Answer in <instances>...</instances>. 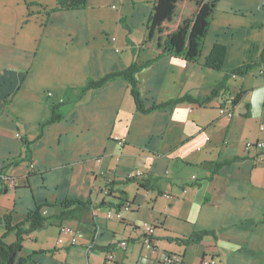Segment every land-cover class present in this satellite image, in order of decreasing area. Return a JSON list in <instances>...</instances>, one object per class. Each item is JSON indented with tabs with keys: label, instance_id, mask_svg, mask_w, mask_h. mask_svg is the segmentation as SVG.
Returning <instances> with one entry per match:
<instances>
[{
	"label": "crops",
	"instance_id": "obj_1",
	"mask_svg": "<svg viewBox=\"0 0 264 264\" xmlns=\"http://www.w3.org/2000/svg\"><path fill=\"white\" fill-rule=\"evenodd\" d=\"M151 2L86 0L63 11L55 0H0V175L16 180L4 189L0 179V237L5 215L12 228L27 227L26 214L39 206L52 217L23 236L26 264H159L166 254L180 264L206 255L264 264V151L244 147L264 143V0H218L201 57L188 64L154 46L139 49ZM215 48L224 49L218 70L203 66ZM134 62H149L135 78L142 111L116 78L59 108V120L41 129L68 89ZM229 94H241L231 119L218 113ZM134 170L145 174V188L127 180ZM72 200L90 208L58 219L64 209L55 205ZM117 204L129 210L108 219ZM141 222L156 228L152 246L141 242ZM62 227L72 228L76 245L58 243ZM204 231L200 241L180 243ZM3 240L12 244L14 233Z\"/></svg>",
	"mask_w": 264,
	"mask_h": 264
},
{
	"label": "trees",
	"instance_id": "obj_2",
	"mask_svg": "<svg viewBox=\"0 0 264 264\" xmlns=\"http://www.w3.org/2000/svg\"><path fill=\"white\" fill-rule=\"evenodd\" d=\"M57 3L58 10L71 11L76 9H81L85 7L86 0H55ZM218 0H153L151 2V15L148 17L146 24V31L143 35L142 43L139 47L146 48L154 46L157 49H161L162 53L169 55L172 58H179L185 61V63H197L201 57V49H203L204 38L208 33L210 26V19H212L215 4ZM223 48H215L211 51L210 55L206 58L204 67L213 68L215 70L220 69L222 61L224 58ZM262 63L264 62V51H262ZM138 65L137 62L132 63L126 69L117 71L111 74H106L97 81L89 80L85 87L81 89L70 88L65 92V96L62 102L50 107V118L48 121L41 124V129L53 122L59 120L60 116L58 114L59 108L64 105L77 103L83 97V95L90 89L94 90L106 82H110L116 78H122L128 83L131 95L135 100L137 108L142 111L143 104L140 99V93L137 87L136 73L139 72L144 66ZM255 66H241L233 71H229L230 76H240L247 73ZM223 84L214 88L212 96L203 100L199 105L206 103L210 98L217 96L219 90L223 89ZM241 94L235 97L232 106L240 98ZM187 100L192 101L189 97ZM42 132V131H40ZM30 143L23 140V146L26 150L25 157L23 160H30L31 149ZM216 165V164H215ZM218 166V165H217ZM141 188H145L146 181L141 180ZM5 189V188H4ZM64 212L60 214L57 218L63 219L71 215H79L81 212L90 208L87 202L80 201H70L57 204ZM117 209H120L119 204H117ZM42 206L36 208L26 214V224L27 227L21 228L20 226L12 228L10 225V217L5 215L3 217V222L5 225L4 236L0 237V264H26L31 257L25 258L20 256V251L23 244V236L29 235L30 233L43 229L50 225L52 217H42L40 214ZM13 232L15 235V241L10 244L6 243L3 238L7 232ZM210 232L204 231L201 233H194L191 237L180 240V243H188L190 241H200L203 236L209 234Z\"/></svg>",
	"mask_w": 264,
	"mask_h": 264
},
{
	"label": "built area",
	"instance_id": "obj_3",
	"mask_svg": "<svg viewBox=\"0 0 264 264\" xmlns=\"http://www.w3.org/2000/svg\"><path fill=\"white\" fill-rule=\"evenodd\" d=\"M114 8V7H112ZM112 41H115V38L111 39ZM118 51V50H116ZM258 73L263 75L264 74V62L258 67ZM235 77V76H232ZM223 100L221 101L223 104L220 106L218 113L220 115H224L226 117H228L229 119H231L233 117V114L229 111V108H231L233 101L235 99V96L232 95H225L223 98ZM191 108H189L188 111H190ZM260 131L264 130V124L259 128ZM206 140H209V138H206ZM245 149H259V150H263L264 151V143L263 142H259V141H255V142H247L244 144ZM35 167L34 162H29L28 163V170L32 171ZM145 174L141 171V170H134L133 172L129 173L127 176V180H135V181H141L144 179ZM194 178V177H193ZM0 179H1V184L2 186L6 189L8 188H14L15 187V182L16 180L6 177L5 175H0ZM101 193L104 194L105 197L109 196L110 194V189L109 187H103L101 189ZM167 198H169L168 196H166ZM121 210L127 211L129 210V207L127 204H125L124 206L121 207V209L119 210V208L116 211L113 210H109L107 212V218H115L119 221H121ZM45 214V213H44ZM139 229L141 231L142 234V243L145 245H149L152 246L153 245V237H154V232L156 230L155 226L152 224H149V222H141L139 225ZM68 237L69 238V244L76 245L77 244V240L76 237L73 233L72 228L69 227H62L59 230V238H58V243L59 244H64V238ZM127 246L126 241H123L119 244V248L120 249H125V247ZM108 257L110 259L113 258L112 254L109 253ZM181 258L179 257V255L176 254H166L163 255L162 260L159 264H180L181 263ZM201 264H218V262L216 261V259H214V257H211L210 255H206L202 258L201 260Z\"/></svg>",
	"mask_w": 264,
	"mask_h": 264
}]
</instances>
